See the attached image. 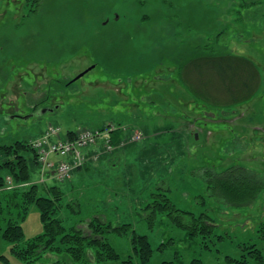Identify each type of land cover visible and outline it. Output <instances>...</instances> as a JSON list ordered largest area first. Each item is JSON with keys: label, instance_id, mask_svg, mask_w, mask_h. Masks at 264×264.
Wrapping results in <instances>:
<instances>
[{"label": "rangeland", "instance_id": "374dc122", "mask_svg": "<svg viewBox=\"0 0 264 264\" xmlns=\"http://www.w3.org/2000/svg\"><path fill=\"white\" fill-rule=\"evenodd\" d=\"M36 6L0 0V147L50 125L64 131L115 125L122 133L111 153L72 179L45 182L64 193L57 218L86 235L91 220L130 224L127 235L106 234L121 259L103 264L130 257L141 264L133 231L151 243L148 264L247 257L258 264L248 246L264 255V0H41L33 13ZM203 56L251 60L260 89L234 107L203 102L182 74ZM25 154L32 182L42 184L33 153ZM4 155L0 148V165ZM232 166L247 168L263 186L247 206L224 202L206 183L207 170ZM155 194L185 216L158 211L152 220L154 201L162 200ZM186 213L208 229L191 233ZM23 228L26 239L43 232L35 206ZM9 251L0 237V256L18 264Z\"/></svg>", "mask_w": 264, "mask_h": 264}, {"label": "trees", "instance_id": "16d2710c", "mask_svg": "<svg viewBox=\"0 0 264 264\" xmlns=\"http://www.w3.org/2000/svg\"><path fill=\"white\" fill-rule=\"evenodd\" d=\"M35 2L37 8L32 10L33 13L40 7L41 0ZM182 74L186 76L185 80L191 79L187 84L194 95L203 102L220 107H234L247 102L262 84L256 65L240 57L203 56L185 65ZM121 139V132L112 133L111 141L114 145ZM0 148L6 156L0 165V172H6V176L0 175V195L4 196L0 200V237L9 246V252L18 264H103L107 260L121 259L120 254L107 242L106 234L127 235L131 233L130 224L113 227L110 222L91 220L88 226L91 235L84 234L76 227L67 229L61 219L57 218L62 207L63 191L58 186L40 185L31 180V166L24 155V152L34 153L29 143L18 141ZM35 163L37 165L36 156ZM206 174V183L212 194L237 207L253 203L263 189L260 181L255 180L247 168L242 166H232L220 172L209 169ZM7 177L14 180L15 188H7ZM155 196L162 197V200L154 201L152 220L158 211L185 216L165 194ZM33 206L40 213L43 232L26 239L23 222ZM186 215L191 220L188 226L191 233L197 234L208 229L207 224H201L205 222H201V218L193 214ZM262 229L264 233V226ZM131 235L133 249L140 256L137 255L140 263L148 264L153 254L148 237L135 231ZM248 247L250 257L258 264H264V255L257 245L251 243ZM249 261L247 257V260H238V263L232 264H249ZM133 262L132 257L121 260V264ZM0 264H11L8 256L1 255Z\"/></svg>", "mask_w": 264, "mask_h": 264}, {"label": "built area", "instance_id": "2783aa9c", "mask_svg": "<svg viewBox=\"0 0 264 264\" xmlns=\"http://www.w3.org/2000/svg\"><path fill=\"white\" fill-rule=\"evenodd\" d=\"M115 127L107 130L85 129L73 135L64 133L55 125H50L46 133L31 142V147L36 153L37 162L42 168V172H52L59 182L69 180L75 169L83 167L90 159L98 160L100 153L97 152L88 157L86 150L90 147H97L100 143L106 152H111L114 146L111 143V133ZM141 137L137 136V140ZM63 157L67 160L52 161L50 157ZM8 184L12 185L11 179Z\"/></svg>", "mask_w": 264, "mask_h": 264}, {"label": "crops", "instance_id": "0c3cea01", "mask_svg": "<svg viewBox=\"0 0 264 264\" xmlns=\"http://www.w3.org/2000/svg\"><path fill=\"white\" fill-rule=\"evenodd\" d=\"M46 128H47V126H46ZM46 128H43L41 131H39L37 134H35V137H32L31 139H29V140H23V139H21V140H15L14 141V143L15 142H18V141H26V142H29L30 140H32V139H35V138H39V137H41L44 133H45V131H46ZM18 139V138H17ZM12 144V143H11ZM94 151H95V149H94ZM25 153H28V152H24V155H25V157L27 158V154H25ZM33 153V152H32ZM33 160H34V164L36 165V163H35V155H34V153H33ZM28 159V158H27ZM29 161V160H28ZM33 163H32V165H34ZM36 167H37V169H39L38 168V166L36 165ZM74 177V176H73ZM49 180H51V181H56L55 179H54V177L52 176V177H50L49 179H48V183H49Z\"/></svg>", "mask_w": 264, "mask_h": 264}, {"label": "water", "instance_id": "95a60500", "mask_svg": "<svg viewBox=\"0 0 264 264\" xmlns=\"http://www.w3.org/2000/svg\"><path fill=\"white\" fill-rule=\"evenodd\" d=\"M88 72V71H87ZM87 72H85V73H82L81 75H79L75 80H78V79H80V78H82Z\"/></svg>", "mask_w": 264, "mask_h": 264}]
</instances>
